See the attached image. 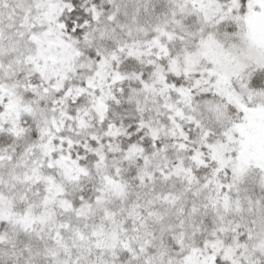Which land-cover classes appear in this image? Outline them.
Returning a JSON list of instances; mask_svg holds the SVG:
<instances>
[{"label": "snow or ice", "instance_id": "1", "mask_svg": "<svg viewBox=\"0 0 264 264\" xmlns=\"http://www.w3.org/2000/svg\"><path fill=\"white\" fill-rule=\"evenodd\" d=\"M0 264H264V0H0Z\"/></svg>", "mask_w": 264, "mask_h": 264}]
</instances>
